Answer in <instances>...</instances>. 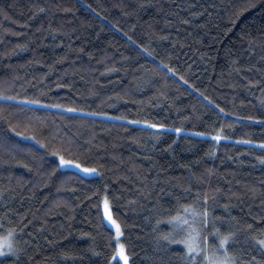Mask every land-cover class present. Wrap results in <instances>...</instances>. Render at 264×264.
<instances>
[{
	"label": "trees",
	"instance_id": "trees-1",
	"mask_svg": "<svg viewBox=\"0 0 264 264\" xmlns=\"http://www.w3.org/2000/svg\"><path fill=\"white\" fill-rule=\"evenodd\" d=\"M105 197L129 264H264V0H0V264H119Z\"/></svg>",
	"mask_w": 264,
	"mask_h": 264
},
{
	"label": "snow or ice",
	"instance_id": "snow-or-ice-1",
	"mask_svg": "<svg viewBox=\"0 0 264 264\" xmlns=\"http://www.w3.org/2000/svg\"><path fill=\"white\" fill-rule=\"evenodd\" d=\"M10 99H11V97H10ZM32 103H40V102L39 101H32ZM152 127L159 128V127H163V126L162 125H152ZM12 130L15 131V128H13ZM177 131H179V129H177ZM18 135L23 136L24 133L20 132V133H18ZM32 138L35 139L34 136ZM216 138L220 139L219 136H217ZM57 155L59 156V160H60L58 167L59 166L73 165V164L77 168L81 167V165L76 163L74 160H66L63 155H60V153H57ZM83 171L88 172V173H92V172H95L96 169L95 168H84ZM205 199H207V197H205ZM103 206H104V216L107 218L108 221L111 222V225L115 228V236H116L117 240H119V238L122 235L121 226L112 216V213L110 211L109 200L107 197H105V199H104ZM202 215L204 217L203 222L205 224H207L208 223V220H207L208 212H207V210H205L202 213ZM173 219L178 221L179 223H187L186 221H184L182 219V217H174ZM216 232H217V235H220L219 230H216ZM196 235H199V233L197 232ZM232 235L233 234L231 232H229L226 235L220 236V242H219V245L217 247L220 249H223V256L221 257V256H219V254H217L216 258H214L211 261V264H236V258L234 256L230 255L228 252V249L225 247V244L231 239ZM9 236H12L11 232H9ZM164 239H169V237L165 236ZM181 243H183L185 245L187 252H193V251L199 249V245L195 239V236L192 235L191 232L183 241H181ZM258 243L260 244L261 247H264V239H260L258 241ZM17 251H18L17 248H15L11 243H8L7 253H11L13 256H15ZM5 255H6L5 246L0 245V256H5ZM117 255L119 256V259L123 261V264H129L128 256H127L126 251H125V246L122 243H118L116 252L114 253V258ZM253 259H255V258H253Z\"/></svg>",
	"mask_w": 264,
	"mask_h": 264
},
{
	"label": "rangeland",
	"instance_id": "rangeland-1",
	"mask_svg": "<svg viewBox=\"0 0 264 264\" xmlns=\"http://www.w3.org/2000/svg\"><path fill=\"white\" fill-rule=\"evenodd\" d=\"M59 163H60V160H59ZM61 169H68V170H73L77 173H79L80 175L84 176V177H96L97 176V171L95 172H92V173H88V172H85L83 171L84 167H80V168H77L75 167V165H67V166H60ZM103 202L104 200L102 201V205H101V208H102V214H103V219H104V222L105 224L113 231L114 233V237H115V240L117 242V245L118 243H120V239L121 237L119 238V240H117L116 236H115V228L111 225V222L107 220V218L104 216V206H103ZM187 231L190 232V230L188 228H186ZM122 236V235H121ZM197 239V238H195ZM117 249V248H116ZM220 250V254L219 256H223V249H219ZM116 252V251H115ZM218 254V253H217ZM217 254L215 256H212V260L214 258H216ZM113 261H117L119 264H123V261L119 259V256L117 255L115 258L113 257ZM207 264H211V260L209 262H207Z\"/></svg>",
	"mask_w": 264,
	"mask_h": 264
}]
</instances>
